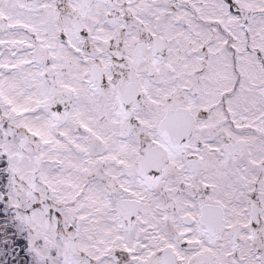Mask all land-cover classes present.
I'll list each match as a JSON object with an SVG mask.
<instances>
[{"label": "snow or ice", "instance_id": "6c2138e0", "mask_svg": "<svg viewBox=\"0 0 264 264\" xmlns=\"http://www.w3.org/2000/svg\"><path fill=\"white\" fill-rule=\"evenodd\" d=\"M0 264H264V0H0Z\"/></svg>", "mask_w": 264, "mask_h": 264}]
</instances>
